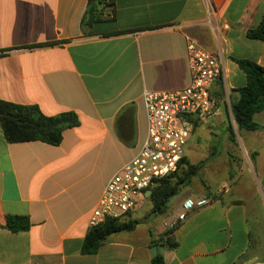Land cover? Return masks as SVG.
<instances>
[{"label": "crops", "instance_id": "crops-1", "mask_svg": "<svg viewBox=\"0 0 264 264\" xmlns=\"http://www.w3.org/2000/svg\"><path fill=\"white\" fill-rule=\"evenodd\" d=\"M89 5L0 0V100L80 120L59 146L9 143L0 127V264H152V240L177 221L187 198L202 196L216 201L178 222L179 247L158 249L164 263L264 264V129L242 130L245 164L236 181L186 189L169 202V222L147 237L136 235L138 225L82 254L107 182L146 139L144 94L190 85L192 36L223 59L224 76L211 89L219 112L210 123L223 122L224 106L247 83L234 59L264 67V43L247 36L264 18V0H113V18L84 29ZM254 121L264 126V112ZM8 215L29 217L31 228L12 233L4 228Z\"/></svg>", "mask_w": 264, "mask_h": 264}, {"label": "built area", "instance_id": "built-area-1", "mask_svg": "<svg viewBox=\"0 0 264 264\" xmlns=\"http://www.w3.org/2000/svg\"><path fill=\"white\" fill-rule=\"evenodd\" d=\"M210 13L213 9L209 6ZM114 11L105 10L102 18L111 19ZM191 83L188 87L168 92H146L147 136L138 154L112 176L89 218L96 227L107 218L125 217L149 198L161 179L178 171L195 123H204L219 112L211 89L224 76L223 59L187 37ZM4 53H0V56ZM215 196L187 198L181 205L176 222L185 221L198 209L212 205Z\"/></svg>", "mask_w": 264, "mask_h": 264}, {"label": "trees", "instance_id": "trees-1", "mask_svg": "<svg viewBox=\"0 0 264 264\" xmlns=\"http://www.w3.org/2000/svg\"><path fill=\"white\" fill-rule=\"evenodd\" d=\"M104 7L100 10V6ZM106 8L114 11L113 0H98V3L90 0L89 9L83 21V27L91 28L94 23L105 21L102 18ZM113 18V17H112ZM250 39L264 43V18L256 27L248 30ZM239 69L245 74L247 83L236 89L239 99L231 103V112L239 130L257 131L264 129L263 125L254 121L257 113L264 112V67L249 59H234ZM198 123H195L194 127ZM80 125V120L75 112H65L57 116H46L36 105H19L0 100V127L9 143H25L41 141L53 146H59L63 141L64 132L67 129ZM230 137L234 139L233 127L228 128ZM186 157L181 165L186 164ZM203 163L196 165L187 164V170L177 172L161 179L152 189L149 200L152 204L151 213L155 216H163L167 213L169 202L178 196L185 188L189 187L195 176L199 173ZM179 167V168H180ZM139 221L119 218H107L96 227H90L86 234L82 254H96L101 246L108 242L109 237L121 233L136 230ZM32 224L27 216L8 215L5 229L12 233L28 231ZM176 227H169L157 239L152 240V246L158 249L175 250L179 243L175 238ZM152 264H165L162 254L159 252L153 257ZM234 264H239V261Z\"/></svg>", "mask_w": 264, "mask_h": 264}, {"label": "rangeland", "instance_id": "rangeland-1", "mask_svg": "<svg viewBox=\"0 0 264 264\" xmlns=\"http://www.w3.org/2000/svg\"><path fill=\"white\" fill-rule=\"evenodd\" d=\"M224 108L222 113L223 122L214 124V122L210 123L211 119H209L204 125L197 124L192 129V136L187 147V161L185 165L179 168L178 173L187 170L189 165L203 164L191 185L184 190L208 191L220 189L223 185L236 181L240 169L244 167L245 161L241 155L243 150L239 142L243 132L238 128L231 108H228V106H224ZM230 126L233 127L235 133L234 139L230 137L228 132ZM187 164L189 165L187 166ZM151 211L152 204L147 199L124 217L140 222L136 232L139 237H147L148 232L152 231L156 224L169 222L171 213L164 216H155Z\"/></svg>", "mask_w": 264, "mask_h": 264}, {"label": "water", "instance_id": "water-1", "mask_svg": "<svg viewBox=\"0 0 264 264\" xmlns=\"http://www.w3.org/2000/svg\"><path fill=\"white\" fill-rule=\"evenodd\" d=\"M147 195L150 196L151 195V192H147ZM152 253H153V256H157L158 254V248L156 246L152 247Z\"/></svg>", "mask_w": 264, "mask_h": 264}]
</instances>
